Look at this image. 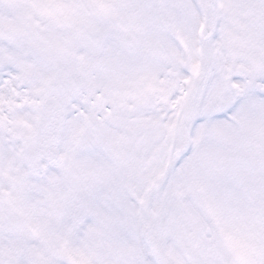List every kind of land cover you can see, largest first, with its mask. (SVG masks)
I'll return each instance as SVG.
<instances>
[{"label":"snow or ice","instance_id":"6c2138e0","mask_svg":"<svg viewBox=\"0 0 264 264\" xmlns=\"http://www.w3.org/2000/svg\"><path fill=\"white\" fill-rule=\"evenodd\" d=\"M0 264H264V0H0Z\"/></svg>","mask_w":264,"mask_h":264}]
</instances>
